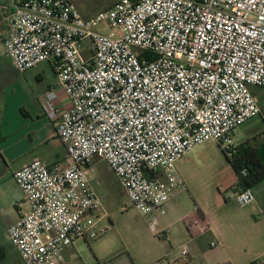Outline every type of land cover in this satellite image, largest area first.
<instances>
[{
  "label": "built area",
  "instance_id": "2783aa9c",
  "mask_svg": "<svg viewBox=\"0 0 264 264\" xmlns=\"http://www.w3.org/2000/svg\"><path fill=\"white\" fill-rule=\"evenodd\" d=\"M2 22L14 70L47 63L55 74L40 106L65 150L61 164L33 159L13 174L29 211L6 236L24 264H68L74 241L96 237L95 160L154 230L186 189L177 162L209 140L231 158L234 132L260 114L264 0H116L87 19L70 0H20L0 5ZM232 199L254 196L238 187Z\"/></svg>",
  "mask_w": 264,
  "mask_h": 264
},
{
  "label": "rangeland",
  "instance_id": "374dc122",
  "mask_svg": "<svg viewBox=\"0 0 264 264\" xmlns=\"http://www.w3.org/2000/svg\"><path fill=\"white\" fill-rule=\"evenodd\" d=\"M115 1L70 0L83 13L109 8ZM87 44L88 41H85L84 45ZM55 79L47 63L19 73L13 69L8 58L0 55L2 127L17 125L24 120V112L32 116L39 94L46 84ZM253 89L261 91L260 88ZM254 96L260 106L264 94ZM263 127L264 116L252 118L236 130L233 147ZM176 168L186 189L170 198L163 208L164 216L151 230L145 217L131 206L105 161L95 160L90 177L101 198L105 217L96 226L94 239L76 240L64 251L68 264H180L188 260V256H182V250L191 254L196 243L205 244L208 238L191 240L187 227L192 226L196 219H207L212 229L233 234L230 227L238 224L233 214L243 215L244 208L235 202L227 207L223 204L233 197L236 178L218 143L209 140L194 147L177 162ZM249 219V225L240 221L244 231H252L256 227L264 231L262 223L255 225L254 219ZM3 232L0 229V239ZM235 247L243 253L252 254V250L239 241L235 242ZM2 264H10V259L4 258Z\"/></svg>",
  "mask_w": 264,
  "mask_h": 264
},
{
  "label": "crops",
  "instance_id": "0c3cea01",
  "mask_svg": "<svg viewBox=\"0 0 264 264\" xmlns=\"http://www.w3.org/2000/svg\"><path fill=\"white\" fill-rule=\"evenodd\" d=\"M7 1L0 2V5H5L10 9L11 2L20 0ZM106 9L108 8L103 10ZM103 10L83 13L77 9L84 19L90 18ZM0 28H4L3 22ZM0 55L8 58L3 49H0ZM57 85L55 79L51 84L44 86L37 98L32 116L24 112V120L5 129L2 127V119L0 120V229L4 231L0 239V264H2L4 258H9L10 264H24L17 250L6 236L7 229L15 224L19 217L29 211V204L13 179L14 172L33 159H39L49 167L61 164L65 159L64 146L57 137L51 122L43 115L40 106L43 94ZM253 88L256 87L251 88L253 95L262 96L264 94L263 89L256 91ZM260 102V106L257 102L260 110L258 116H264V101ZM235 132L233 136H235ZM262 142H264V127L262 130L253 131L236 145L240 150L241 146H256ZM235 184L236 180L233 187ZM234 190L233 188V193ZM250 190L254 196V201L242 207L244 208L243 215L233 214L234 220L238 221V224L230 227L233 234L212 229L207 219H196L192 226L187 227V232L192 241L201 240L205 236L208 238L205 240V244L203 242L196 243L194 250L187 255L188 260L180 264H250L256 261L259 262L258 264H264V231H259L257 227L252 231H244V228L240 226V221H245L249 225L248 218H250L254 219L255 225L262 223L263 225H261L264 227V180ZM232 202L234 203L233 199L230 198L223 204L227 207ZM236 241L251 249L252 254L238 250L235 247Z\"/></svg>",
  "mask_w": 264,
  "mask_h": 264
},
{
  "label": "trees",
  "instance_id": "16d2710c",
  "mask_svg": "<svg viewBox=\"0 0 264 264\" xmlns=\"http://www.w3.org/2000/svg\"><path fill=\"white\" fill-rule=\"evenodd\" d=\"M226 159L236 178L235 190L238 187L251 189L264 180V142L256 146H241L234 156ZM243 170L245 175H242Z\"/></svg>",
  "mask_w": 264,
  "mask_h": 264
}]
</instances>
